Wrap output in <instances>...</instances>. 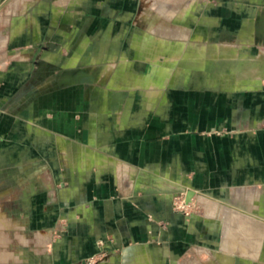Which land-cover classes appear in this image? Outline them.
Wrapping results in <instances>:
<instances>
[{
  "label": "crops",
  "instance_id": "obj_1",
  "mask_svg": "<svg viewBox=\"0 0 264 264\" xmlns=\"http://www.w3.org/2000/svg\"><path fill=\"white\" fill-rule=\"evenodd\" d=\"M224 11L227 21L224 31L236 40L218 42L217 25L211 22L208 39L199 30L193 38L183 32L188 35L185 42L194 40L197 35L200 41L202 36L209 50L202 58L194 49L192 53L186 52L188 56L184 58L188 59L181 61L177 80L184 78L186 68L195 73L206 63L223 56L232 59L229 68L239 65L233 72L224 74V85L210 83L203 89L193 86L182 91L191 96V106L177 104L175 115L159 118L152 115V104L147 99L138 121L137 111L129 104L127 111L132 121L121 123L118 118V125H110L107 132L104 126L99 127L95 135L84 137L81 142L67 135L68 123L64 120L59 133L48 131V143L53 145L52 150L48 147L49 151H45V147L41 149L40 141H33L34 137L32 141L25 140L12 130L0 137V165L8 166L2 171L8 173L12 169L10 165L23 170L26 160L32 161L27 163L29 180L23 178V172L14 176L18 187L32 191L28 206L37 213L21 221L1 209L23 226L18 228L21 230L30 222L35 224L47 219L48 228L46 231L38 228L37 239L39 242L43 239L44 244L50 246V264H86V258L95 255L103 256L97 264H180L184 249L167 243L154 244L157 240L188 239L197 233L194 225L201 222L200 216L175 211L171 196L163 187L158 190L162 193L153 192L151 175L157 171L154 167L159 165L164 174L169 175L173 148L181 157L180 164H171L173 168L176 166L179 170L182 165V176L192 172L196 186L204 180L210 181L205 190L210 195H202L201 200L213 199L211 193L241 187L240 206L233 202L227 204L223 222L224 247L233 249L228 247V237L239 228L237 240L243 243L242 252L238 255L228 249L216 251L210 264H218L216 256H223L226 264H264V0L226 3ZM148 36L137 43V47L163 49L168 46L151 36L152 41H148ZM121 76L123 74L115 76L114 82ZM145 95L148 96L147 91ZM205 129L208 135L203 133ZM214 129H226V133L218 134ZM33 144H37L38 149ZM65 144L70 146L69 151L65 150ZM155 147H160L161 151H154ZM1 189L7 197L2 202L10 206L9 203L17 199L10 195L14 188L1 183ZM208 207L207 217L216 218L217 206L208 203ZM59 208H64L63 212L57 211ZM164 223L169 226L163 228ZM58 224H84L88 230L86 237L76 242L79 238L73 234L65 247L58 248ZM99 225L110 229L107 237L114 240V244L108 241L105 248L98 246L99 240L105 238L101 232L97 233ZM2 234L0 240L5 243L10 237ZM18 236L22 240L24 234ZM53 240L54 247H51ZM11 256L18 258V254L8 250L1 253L3 261Z\"/></svg>",
  "mask_w": 264,
  "mask_h": 264
},
{
  "label": "rangeland",
  "instance_id": "obj_2",
  "mask_svg": "<svg viewBox=\"0 0 264 264\" xmlns=\"http://www.w3.org/2000/svg\"><path fill=\"white\" fill-rule=\"evenodd\" d=\"M242 1L246 0H1L0 137L12 130L25 140L32 141L34 137L33 141H40L41 149L45 147V151H49L48 147L51 146L52 150L53 145L48 143V131L59 133L64 120L68 123L67 135L81 142L84 137L95 135L99 127L102 129L104 126L107 132L110 125H118V118L121 123L132 121L127 111L129 104L137 111L138 121L147 99L152 104L154 117L175 115L177 104H192L191 96L182 94V91H188L193 86L203 89L210 83L224 85V74L233 72L239 65L232 64L233 69L229 68L232 59L223 56L206 63L195 73L192 72L195 70L185 67L184 78L177 80L181 61L188 59L184 58L188 56L186 52L192 53L194 49L202 58L209 50L201 35L200 41H197V35L194 40L185 42L188 35L193 38L199 30L208 39V24L211 22L217 25L218 42L231 40L233 36L224 31L227 22L224 6ZM147 35L161 43H168V46L163 49L137 47V43ZM150 36L148 41H152ZM227 62L229 64H225ZM120 74L123 76L114 82V77ZM215 130L218 134L226 133V129ZM203 133L208 135L209 131L205 129ZM33 145L38 149L37 144ZM64 148L69 151L70 146L65 144ZM173 150L169 160L172 172L169 175H165L159 165L154 167L157 171L151 175L153 192L162 193L158 190L163 187L165 193L171 196L175 211L200 216L201 222L194 225L197 237L194 234L182 241L157 240L154 244L163 246L167 243L184 249V255L179 257L180 264H191L193 260H198L196 264H210V258L215 257L213 253L228 249L224 247L225 206L231 202L240 206L241 187L211 193L213 199L201 200L202 195H210L205 191L210 181L204 180L196 186L198 183L194 184L192 172L182 176V165H179V170L171 165L180 164L181 159L176 149ZM154 151L160 152L161 148L155 147ZM29 162L32 161L26 160L23 170L10 165L12 169L8 173L1 170L8 166L0 165V205L3 204L0 207V237L2 233L10 237L5 243L0 240V264H50V246L47 247L43 239H40L41 242L37 239L38 228L43 231L48 228L47 219L35 224L30 222L25 230H21L18 228L23 226L4 212L21 221L36 216L37 210L28 206L31 200L27 201L31 199L32 191L18 187L15 181L16 173L21 172L26 181L30 179ZM1 183L14 188L10 195L17 199L10 202V206L2 202L7 197ZM208 203L217 206L216 218L207 217L211 207ZM63 210L57 209L60 213ZM161 226L166 228L169 225L164 223ZM97 227V233L105 236L99 240L98 246L105 248L108 241L114 244V240L107 237L110 229L106 225ZM58 228V248L65 247L73 234L79 238L76 242H80L88 231L84 224H58ZM235 231L228 237V247H233L228 250L239 255L243 243L237 240V236H240L241 230L235 228ZM20 233L24 234L22 240L18 238ZM54 243L55 240L51 247ZM5 250L18 254V258L11 256L3 261L1 253ZM222 257L216 256L218 264H226ZM102 258V255L90 256L86 258V264H97Z\"/></svg>",
  "mask_w": 264,
  "mask_h": 264
},
{
  "label": "bare ground",
  "instance_id": "obj_3",
  "mask_svg": "<svg viewBox=\"0 0 264 264\" xmlns=\"http://www.w3.org/2000/svg\"><path fill=\"white\" fill-rule=\"evenodd\" d=\"M227 210H228V209H227ZM232 210H235V209H232ZM232 210H231V211H232ZM239 211H240V210H239ZM235 212H236V211H235ZM250 216H251V215H250Z\"/></svg>",
  "mask_w": 264,
  "mask_h": 264
}]
</instances>
